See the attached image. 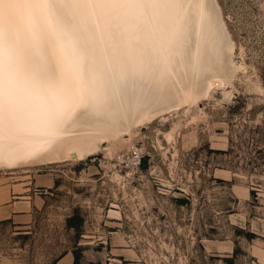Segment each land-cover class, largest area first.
Here are the masks:
<instances>
[{
  "label": "rangeland",
  "instance_id": "374dc122",
  "mask_svg": "<svg viewBox=\"0 0 264 264\" xmlns=\"http://www.w3.org/2000/svg\"><path fill=\"white\" fill-rule=\"evenodd\" d=\"M215 1L213 52L140 77L131 145L0 168V264H264V0Z\"/></svg>",
  "mask_w": 264,
  "mask_h": 264
},
{
  "label": "bare ground",
  "instance_id": "6f19581e",
  "mask_svg": "<svg viewBox=\"0 0 264 264\" xmlns=\"http://www.w3.org/2000/svg\"><path fill=\"white\" fill-rule=\"evenodd\" d=\"M203 7L194 0H0V168L61 159L87 137L130 144L143 104L133 95L140 77L152 69L161 85L213 52Z\"/></svg>",
  "mask_w": 264,
  "mask_h": 264
},
{
  "label": "crops",
  "instance_id": "0c3cea01",
  "mask_svg": "<svg viewBox=\"0 0 264 264\" xmlns=\"http://www.w3.org/2000/svg\"><path fill=\"white\" fill-rule=\"evenodd\" d=\"M59 264H68L67 259L62 260Z\"/></svg>",
  "mask_w": 264,
  "mask_h": 264
}]
</instances>
